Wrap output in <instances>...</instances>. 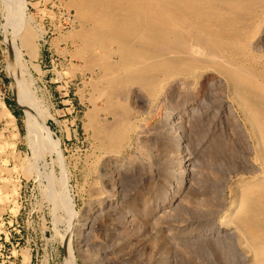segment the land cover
<instances>
[{
	"label": "rangeland",
	"instance_id": "rangeland-1",
	"mask_svg": "<svg viewBox=\"0 0 264 264\" xmlns=\"http://www.w3.org/2000/svg\"><path fill=\"white\" fill-rule=\"evenodd\" d=\"M91 1L0 0V55L11 53L20 83L47 108L36 115L45 141L26 140L12 88L15 119L0 116V264H261L244 244L251 240L241 214L219 220L239 186L263 175L256 139L221 72L234 62L230 69L254 74L264 88V0H148V19L165 16L156 41L157 20L143 37L136 19L131 32L130 21L115 29L101 13L109 4L128 8L127 0ZM80 4L93 11L80 14ZM170 16L182 22L172 33ZM212 22L220 33L210 36L204 27ZM195 35L220 58L185 52L183 62L171 52ZM42 52L52 56L39 67ZM250 186L239 197L246 212Z\"/></svg>",
	"mask_w": 264,
	"mask_h": 264
},
{
	"label": "bare ground",
	"instance_id": "bare-ground-1",
	"mask_svg": "<svg viewBox=\"0 0 264 264\" xmlns=\"http://www.w3.org/2000/svg\"><path fill=\"white\" fill-rule=\"evenodd\" d=\"M21 1V0H20ZM88 1V0H87ZM90 1V0H89ZM93 1V0H92ZM92 1L90 2L92 4ZM98 1V0H97ZM108 1V0H106ZM177 1H180V0H177ZM222 2L224 0H221ZM86 2V1H84ZM96 3V1H94ZM105 2V1H104ZM122 2V1H121ZM158 2V1H157ZM216 2V0L214 1ZM219 2V1H218ZM220 2V3H222ZM83 3V2H82ZM89 3V4H90ZM103 4V3H102ZM116 4V3H115ZM127 4H128V8L127 6L126 7H123L122 5L118 4L119 8H113V5L112 4H109L107 7H103L104 10L101 12L103 13L104 17L107 18V21L109 22L110 26L112 25L115 29H119V28H122L123 26L121 24H126L125 21L127 20L128 23L130 21L131 24H128L130 28H127V29H130L131 32L134 31V24H135V19H136V23L137 24V29L138 31H140L139 33L141 34V36L145 37L148 35V28L150 26V23L151 21H155L157 20V24H159L160 26H158V28L156 29V27H153V34L154 37L152 38L153 40H157V39H161L162 38L164 39V34L166 33L164 31L165 29V19H164V13L162 11H158L156 13H153L154 15L152 16V18L150 17V19H148L147 17V14H148V7H149V1L147 0V2H145V0H143L142 2L141 1H138V0H127ZM201 4V3H200ZM210 4V2H209ZM223 4V3H222ZM86 5H88L86 3ZM195 5V4H194ZM196 5H199V4H196ZM78 7V11L80 12V14H85L87 13V9H89L88 7L84 6V5H77ZM93 6V5H92ZM166 7V6H165ZM215 7V6H214ZM87 8V9H86ZM91 8V7H90ZM100 8V7H99ZM122 8V11L121 13L119 14V10H121ZM163 8V7H162ZM101 9V8H100ZM89 10H92L93 9H89ZM96 10V8H95ZM152 10V9H151ZM117 12H118V15H117ZM138 12V15H136V13ZM147 12V14H146ZM169 12V11H168ZM99 13V12H98ZM243 13V12H242ZM90 14V12H89ZM96 14V13H94ZM171 15V13L169 14ZM84 16V15H83ZM87 16V15H85ZM94 16V15H93ZM92 16V17H93ZM99 16H102V15H99ZM127 16V17H126ZM164 16V17H163ZM167 16V15H166ZM261 16V15H260ZM96 17V15H95ZM94 17V18H95ZM103 17V18H104ZM99 17L95 18V21L96 19H98ZM134 18V19H133ZM168 18V17H167ZM211 18V17H210ZM192 19V18H191ZM212 19V18H211ZM222 19V18H221ZM84 21V20H83ZM95 21H93V23H95ZM103 21V20H101ZM100 21V22H101ZM106 21V20H105ZM97 22V21H96ZM99 22V23H100ZM104 22V21H103ZM154 23V22H153ZM101 24V23H100ZM103 24V23H102ZM101 24V25H102ZM108 24V23H105V25ZM26 25H28V23H26ZM95 25V24H94ZM93 25V27H94ZM99 25V24H98ZM104 25V26H105ZM156 25V24H155ZM182 25V22L180 20V17H172L170 16L169 20L167 21V28L169 29L168 32L170 31V33H172V28H174V26H177V27H181ZM92 26V25H90ZM97 26V25H96ZM103 26V28H104ZM109 26V25H108ZM122 26V27H121ZM198 25L196 24V22L193 23V27L196 28ZM200 26V25H199ZM29 27V25H28ZM107 27V26H106ZM118 27V28H117ZM99 28H100V25H99ZM126 28V27H125ZM124 28V29H125ZM136 28V27H135ZM204 31H206L205 33L207 34H212L210 36H213L215 33H220V32H216V29H215V26L212 22V25L209 26V27H204ZM28 29L27 26L25 27V31H23V35L19 36L20 37V41H21V44L24 46V45H28L30 42L29 40V34L30 32H28ZM108 29V28H107ZM110 29V28H109ZM109 29H108V33H109ZM123 29V28H122ZM219 29V28H218ZM101 30V28H100ZM130 30L128 33H130ZM152 30V29H151ZM92 31V30H91ZM112 31V30H111ZM137 31V32H138ZM94 31H92V34H93ZM122 32H125V31H122ZM176 32V31H175ZM178 32V30H177ZM104 33V31H103ZM106 33V32H105ZM118 34V32H116ZM115 33V34H116ZM135 33V32H134ZM180 33V32H178ZM184 33V32H182ZM90 34V35H92ZM98 34V33H97ZM125 34V33H123ZM177 34V33H176ZM88 35V36H90ZM107 34H105L106 36ZM112 36L114 34H111ZM109 35V36H111ZM119 35V34H118ZM118 35H114V37L118 36ZM132 35V33H130V36ZM185 35V34H183ZM181 35V36H183ZM199 35V34H198ZM221 35V34H220ZM231 35V34H230ZM229 35V36H230ZM14 36V35H13ZM93 36V35H92ZM108 36V35H107ZM108 36V37H109ZM126 36V35H125ZM123 36V37H125ZM175 36V35H174ZM188 36V35H187ZM199 36H202V35H199ZM199 36H193L195 37L194 40L196 39L197 37V41H193L191 45H187L185 44L184 42H181V43H184L185 45H187V48L184 47V51L183 50H179V47L177 48V45L174 49L177 48V50H171V52L175 53L177 56H180L179 57V60H183L184 59L181 57L183 53H190L192 56H199V54H203L205 56H211V57H216L217 55L215 56H212L213 53H212V48H207L208 45L206 42H204V38L202 39V41H200V38L202 37H199ZM218 36V35H217ZM260 36V35H259ZM86 37V36H85ZM120 37L123 38L121 35L118 36V38ZM132 37V36H131ZM137 37V36H136ZM135 37V38H136ZM170 37V36H169ZM172 37V36H171ZM184 37V36H183ZM186 37V36H185ZM184 37V40H188ZM189 37V36H188ZM191 37V36H190ZM220 37V36H219ZM224 37V36H223ZM175 38V37H173ZM178 39V37H176ZM192 38V37H191ZM207 38V37H205ZM217 38V37H216ZM221 38V37H220ZM254 38V37H253ZM112 39V37H111ZM117 39V38H116ZM116 39H112L113 41L116 40ZM127 39V37L125 38ZM150 39V38H148ZM146 39V40H148ZM167 39V38H166ZM165 39V40H166ZM183 39V38H182ZM182 39H180L179 37V40L182 41ZM208 39V38H207ZM205 39V40H207ZM225 39V38H224ZM224 39L222 41H224ZM227 39V38H226ZM110 40V38H109ZM110 40V41H112ZM133 40V39H132ZM131 40V42H132ZM160 40V42H161ZM190 40V39H189ZM220 40V39H219ZM234 40V39H233ZM92 41V40H91ZM94 41V40H93ZM117 41V40H116ZM120 41V40H119ZM126 41V40H125ZM130 41V40H129ZM138 41V40H137ZM167 41V40H166ZM174 41V40H172ZM192 40H190V43H191ZM221 41V42H222ZM88 42V40H87ZM115 42V41H114ZM118 42V41H117ZM124 42V41H123ZM130 42V43H131ZM175 42V41H174ZM177 43H180L178 40H176ZM186 42V41H185ZM227 42V40L225 41ZM14 43V42H13ZM90 43V42H89ZM116 43V42H115ZM125 43V42H124ZM152 43V42H151ZM170 43V42H168ZM176 43V44H177ZM187 43H189V41H187ZM219 43V42H217ZM215 43V44H217ZM121 44V42H120ZM135 44V43H134ZM150 44V43H149ZM148 44V45H149ZM154 44V43H153ZM158 44V43H157ZM211 44V43H210ZM229 44V43H228ZM123 45V43L121 44ZM120 45V46H121ZM130 45V44H129ZM133 45V44H132ZM147 45V44H146ZM152 45V44H150ZM156 45V44H155ZM182 45V44H180ZM98 46V45H97ZM184 46V45H183ZM207 46V47H206ZM212 46V44H211ZM220 47V45H218ZM122 47V46H121ZM127 47V46H125ZM142 47V46H141ZM145 47V46H144ZM210 47V46H209ZM133 48V47H132ZM143 48V47H142ZM181 48V47H180ZM183 48V47H182ZM209 50H207V49ZM120 49V48H118ZM125 49V48H123ZM160 49V48H159ZM165 49V48H164ZM212 49V50H211ZM224 49V48H223ZM126 50V49H125ZM127 50H128V47H127ZM138 50V49H137ZM211 53H207V51ZM226 50V49H224ZM247 50V49H246ZM7 51V55L5 56L6 57V66H5V70H6V73L7 75H9L11 78H12V82H11V88L13 89L14 93H15V99H16V102H18L23 108V112H24V116H25V119H24V126H25V132H26V140L29 141V143H31V136H35V137H38L40 140L42 141H45L47 138L44 136V138L41 136V134L39 133V129L37 128L36 126V115L38 114L39 117H44L46 114V106L44 105V103L37 99L36 96L34 95V93H31L32 91L30 89H27V88H24L22 86V84L20 83V77L17 73V70L13 67L12 65V61H11V53ZM95 51V50H94ZM122 51V49H121ZM134 51H136L134 49ZM133 51V52H134ZM144 51V50H143ZM155 51H158L155 50ZM167 51V50H166ZM215 51V50H214ZM234 51V50H232ZM250 51V50H249ZM120 52V51H119ZM124 52V51H123ZM125 52H128V51H125ZM170 52V51H169ZM218 52V51H217ZM226 52V51H225ZM139 53H140V50H139ZM157 53V52H156ZM221 53V52H220ZM132 54V53H131ZM134 54V53H133ZM137 54V53H136ZM144 54V53H143ZM147 54V53H146ZM145 54V55H146ZM152 54V53H151ZM159 54V53H158ZM175 54H169V55H166V56H169L168 58L171 59H174V55ZM211 54V55H209ZM226 54V53H225ZM127 55V54H125ZM150 55V54H149ZM175 55V56H176ZM221 55V54H220ZM231 55V53H230ZM237 55V54H236ZM129 56V54H128ZM132 56V55H131ZM135 56V55H134ZM142 56V55H141ZM148 56V54L146 55ZM153 56V54H152ZM165 56V57H166ZM183 56H185L186 58V55L183 54ZM205 56V57H206ZM226 56H228V54H226ZM123 57V55H122ZM126 57V56H125ZM124 57V59H125ZM133 57V56H132ZM139 57V56H137ZM149 57V56H148ZM161 57V56H160ZM219 57V54L218 56ZM224 57V56H223ZM222 57V58H223ZM229 57V56H228ZM129 58V57H128ZM146 58V57H145ZM155 58V57H154ZM181 58V59H180ZM207 58V57H206ZM220 58V57H219ZM218 58V59H219ZM225 58V57H224ZM227 58V57H226ZM232 58V55L230 57V59ZM236 58V57H235ZM235 58H232L231 60L233 61ZM127 59V58H126ZM130 59V58H129ZM135 58L133 57V61ZM138 59V58H137ZM147 59V58H146ZM151 59V58H150ZM161 59V58H160ZM159 59V60H160ZM167 59V58H166ZM178 58L176 57L175 61L177 60ZM210 59V58H209ZM208 59V60H209ZM212 59V58H211ZM218 59H215L218 61ZM228 59V58H227ZM227 59H224L227 61ZM228 59V60H230ZM238 59V58H237ZM142 60V59H141ZM154 60V59H153ZM157 60V58H156ZM163 60V59H162ZM165 60V59H164ZM181 60V61H182ZM186 60V59H185ZM158 61V60H157ZM167 61V60H166ZM221 62V60H219ZM223 61V59H222ZM239 61V60H238ZM128 62V61H127ZM150 62V61H149ZM161 62V61H160ZM182 62V63H183ZM224 62V61H223ZM236 62V61H235ZM130 64L132 62H129ZM139 63V62H138ZM137 63V64H138ZM152 63V62H151ZM167 63V62H166ZM231 63V62H230ZM234 63V62H232ZM231 63V64H232ZM240 63V62H239ZM238 63V64H239ZM136 64V62H135ZM137 64H136V67H137ZM145 64V63H144ZM159 64V63H158ZM217 63H215V65H217ZM220 64V63H219ZM224 64V63H223ZM221 64V65H223ZM231 64L229 66H231ZM249 64V63H248ZM260 64V63H259ZM176 65H179L178 63H176ZM234 65V64H232ZM247 65V64H246ZM159 66V65H158ZM224 66V65H223ZM223 66H220V67H223ZM229 66L227 67V65L225 66L226 68H222L223 70L225 69L226 72H221L222 75L224 74L225 77L228 79V82L230 83V88H231V92L229 93L230 94V97L231 99L233 100V102L235 103L236 107L238 108V110L243 114L244 116V121H246V125H248V127L250 128V131H252L255 139H256V144H258V151L259 153L261 154L262 156V172H263V175L262 177H256L254 179H252L251 181H246V184L247 182L251 184V186L249 187L250 189L252 188V190L254 191L253 195L251 197H249L248 199L245 198V200L247 202H250L252 203L249 207H250V210H248L249 212H246L244 207L246 206H242L241 207V199L242 197H247V190L246 188L244 187L246 184L242 185V186H239L240 187V190L237 191L235 193V197L237 198L236 199H233L231 201V204H230V210L228 212H226L225 214H223L219 220V223L220 225L223 224V223H226V222H230V220H232L233 216V211H236L237 215L238 212L241 214V221L243 222V226L241 227V232L243 230V232H246L247 234L250 235V244H247V241H245L246 243V248L248 249L247 251L250 253L251 256H253L256 260H257V263L258 262H261V264L264 263V185L261 186L259 188V185L262 184V182L264 181V88L263 86L260 84V82L257 80L256 76L250 72H244L241 68L240 69H237V68H234V69H230ZM239 66V65H238ZM242 66V65H241ZM141 67V65H140ZM162 67V65L160 66V68ZM219 67V66H218ZM234 66H232L233 68ZM146 68V67H144ZM152 68V67H151ZM155 68V67H154ZM152 68V69H154ZM170 68V67H169ZM243 68V67H242ZM137 69V68H136ZM173 69V68H172ZM205 69V68H204ZM213 69V68H212ZM220 69V70H222ZM143 70V69H142ZM149 70V69H148ZM158 70V69H157ZM156 70V71H157ZM178 70V69H177ZM245 70V69H244ZM160 71H162L160 69ZM190 71V70H189ZM158 72V71H157ZM156 72V73H157ZM216 72V71H215ZM146 75V74H145ZM175 75V74H174ZM173 75V76H174ZM192 75V74H191ZM171 75L170 79L173 77ZM187 76V75H186ZM198 76V75H197ZM176 77V76H174ZM190 77V76H189ZM224 77V76H223ZM192 78V77H191ZM195 78V77H194ZM176 79V78H175ZM165 80V79H164ZM168 80V79H167ZM183 80V79H182ZM262 81V80H261ZM166 82V81H165ZM227 83V82H226ZM161 88V87H160ZM31 91V92H29ZM13 93V94H14ZM157 93V92H156ZM231 100V101H232ZM231 102V103H233ZM47 113H48V110H47ZM0 116L1 117H4L7 119L8 122H12L14 121L15 119V116L12 112L9 111L8 107L6 104H3V103H0ZM46 138V139H45ZM31 145V144H30ZM51 148V147H50ZM48 148V149H50ZM119 150V149H118ZM248 187V186H247ZM238 190V188H237ZM249 192V191H248ZM252 194V193H251ZM242 196V197H241ZM250 196V195H249ZM240 197V198H239ZM240 200H239V199ZM244 202V201H243ZM249 213V214H248ZM248 216H251L252 218L249 219ZM235 220V219H233ZM237 221V220H236ZM237 224V223H236ZM249 224V226H248ZM238 227V226H237ZM240 227V226H239ZM239 227H238V230H239ZM240 232V231H239ZM240 232V233H241ZM239 234V233H238ZM237 234V235H238ZM240 235V234H239ZM247 235L246 237L248 238ZM242 236V234H241ZM246 237H243V238H246ZM252 237V238H251ZM248 240V239H247ZM249 241V240H248ZM244 242V241H243ZM243 242H241L243 244ZM243 244V246H245ZM245 248V247H244ZM68 255H71L70 252ZM71 257V256H70ZM71 259V258H70ZM71 261V260H70ZM69 262V260H68ZM66 261V263H68ZM256 262V261H255ZM263 262V263H262Z\"/></svg>",
	"mask_w": 264,
	"mask_h": 264
},
{
	"label": "built area",
	"instance_id": "built-area-1",
	"mask_svg": "<svg viewBox=\"0 0 264 264\" xmlns=\"http://www.w3.org/2000/svg\"><path fill=\"white\" fill-rule=\"evenodd\" d=\"M5 66H6V57L2 58V55H0V103L7 105V101L9 100V94L11 91V85H7L4 81L5 79L4 75L6 74ZM4 236L8 238L7 237L8 235H4ZM1 239L2 237L0 236V240Z\"/></svg>",
	"mask_w": 264,
	"mask_h": 264
},
{
	"label": "crops",
	"instance_id": "crops-1",
	"mask_svg": "<svg viewBox=\"0 0 264 264\" xmlns=\"http://www.w3.org/2000/svg\"><path fill=\"white\" fill-rule=\"evenodd\" d=\"M38 56L41 57L40 64H38V66L40 67L43 64V62H44L43 66L45 65V62H50L52 55L49 54L48 52H42L41 54L39 53ZM49 119L50 121H48V123H49L50 128L52 130H55V126L58 125V121H56L54 118H49Z\"/></svg>",
	"mask_w": 264,
	"mask_h": 264
},
{
	"label": "trees",
	"instance_id": "trees-1",
	"mask_svg": "<svg viewBox=\"0 0 264 264\" xmlns=\"http://www.w3.org/2000/svg\"><path fill=\"white\" fill-rule=\"evenodd\" d=\"M50 127V126H49Z\"/></svg>",
	"mask_w": 264,
	"mask_h": 264
}]
</instances>
